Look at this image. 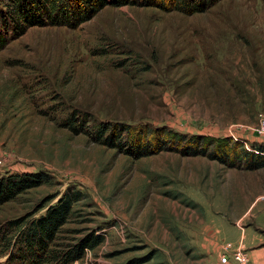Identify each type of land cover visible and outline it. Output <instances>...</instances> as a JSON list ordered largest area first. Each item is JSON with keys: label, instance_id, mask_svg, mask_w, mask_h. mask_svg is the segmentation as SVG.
Here are the masks:
<instances>
[{"label": "rangeland", "instance_id": "374dc122", "mask_svg": "<svg viewBox=\"0 0 264 264\" xmlns=\"http://www.w3.org/2000/svg\"><path fill=\"white\" fill-rule=\"evenodd\" d=\"M111 4L0 45V175L50 179L0 207V234L13 242L19 228L7 221L69 189L81 195L67 228L104 235L74 264H223L242 229L264 237V167L171 151L136 159L95 134L99 123L163 127L264 154V0L191 15ZM19 245L0 244V264H28Z\"/></svg>", "mask_w": 264, "mask_h": 264}, {"label": "trees", "instance_id": "16d2710c", "mask_svg": "<svg viewBox=\"0 0 264 264\" xmlns=\"http://www.w3.org/2000/svg\"><path fill=\"white\" fill-rule=\"evenodd\" d=\"M218 1L0 0V45H6L8 34L12 38H17L33 26H77L91 19L110 2L113 6L138 3L156 7L164 12L191 15L205 12ZM72 117L73 114H70L67 123L71 124L74 121ZM71 127L75 130L73 124ZM95 141L108 147L118 148L136 159L162 151H171L182 156L206 157L228 168L251 171L264 167L261 146L250 150L242 142L232 138L188 136L166 131L163 127L149 128L144 125L134 127L118 123L110 130L109 124L99 123ZM49 181L46 173L41 171L0 175V207L30 190L46 185ZM79 195H81L79 191L70 193L68 189L60 196L56 194L43 198L24 219L7 221L9 225L18 227L19 230L13 237V242L9 244H5L4 236L0 234V244L9 247L19 244L25 246L30 255L28 264H74L75 261H79L87 251L94 250L104 241V235L94 229L67 228ZM42 210L43 212L37 215ZM63 233H72V235L63 236Z\"/></svg>", "mask_w": 264, "mask_h": 264}, {"label": "crops", "instance_id": "0c3cea01", "mask_svg": "<svg viewBox=\"0 0 264 264\" xmlns=\"http://www.w3.org/2000/svg\"><path fill=\"white\" fill-rule=\"evenodd\" d=\"M218 233H220V230ZM233 239H235L233 241L234 243L242 244L248 257L249 264H264V237L255 236L247 229H242V232H238V236Z\"/></svg>", "mask_w": 264, "mask_h": 264}, {"label": "built area", "instance_id": "2783aa9c", "mask_svg": "<svg viewBox=\"0 0 264 264\" xmlns=\"http://www.w3.org/2000/svg\"><path fill=\"white\" fill-rule=\"evenodd\" d=\"M260 132L264 134V119L260 122ZM232 137L234 136L232 135ZM230 256L237 264H249L248 257L240 243L236 246H230L229 244L225 246L224 252L220 255V262L223 264L228 263Z\"/></svg>", "mask_w": 264, "mask_h": 264}]
</instances>
